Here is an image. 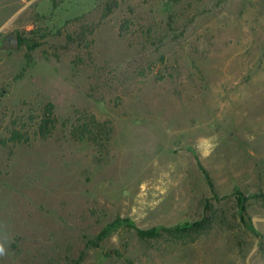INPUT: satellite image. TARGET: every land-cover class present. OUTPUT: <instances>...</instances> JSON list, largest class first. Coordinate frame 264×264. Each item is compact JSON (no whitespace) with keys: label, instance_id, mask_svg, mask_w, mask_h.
<instances>
[{"label":"rangeland","instance_id":"1","mask_svg":"<svg viewBox=\"0 0 264 264\" xmlns=\"http://www.w3.org/2000/svg\"><path fill=\"white\" fill-rule=\"evenodd\" d=\"M0 248L264 264V0H0Z\"/></svg>","mask_w":264,"mask_h":264},{"label":"trees","instance_id":"2","mask_svg":"<svg viewBox=\"0 0 264 264\" xmlns=\"http://www.w3.org/2000/svg\"><path fill=\"white\" fill-rule=\"evenodd\" d=\"M18 45L19 47L25 46L27 49L26 57L28 58L29 53L33 51L35 48L39 46V43H35L29 39L23 38L21 35H17ZM53 107L51 104H47L43 109V116L39 120V123L37 125V130L39 132V135L42 139L47 138L51 134V130L53 129L54 125V118H53ZM16 128V127H15ZM11 129L10 131V139L12 141H20L22 140V134L20 133V130L18 129ZM237 201L243 202V197L241 193H237ZM244 207L242 206V209ZM196 224H182L175 226L174 228H165V227H154L148 230H142V229H136L137 236L140 239L146 240V239H152L160 235L162 231H182L185 232L192 228ZM106 233H102V235L99 237V239Z\"/></svg>","mask_w":264,"mask_h":264},{"label":"clouds","instance_id":"3","mask_svg":"<svg viewBox=\"0 0 264 264\" xmlns=\"http://www.w3.org/2000/svg\"><path fill=\"white\" fill-rule=\"evenodd\" d=\"M3 254V249L2 248H0V255H2Z\"/></svg>","mask_w":264,"mask_h":264},{"label":"water","instance_id":"4","mask_svg":"<svg viewBox=\"0 0 264 264\" xmlns=\"http://www.w3.org/2000/svg\"><path fill=\"white\" fill-rule=\"evenodd\" d=\"M10 40V37H9V39H8V41Z\"/></svg>","mask_w":264,"mask_h":264}]
</instances>
